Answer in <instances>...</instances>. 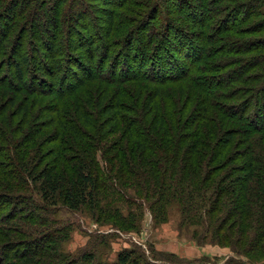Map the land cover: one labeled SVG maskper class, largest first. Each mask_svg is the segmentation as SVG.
Returning <instances> with one entry per match:
<instances>
[{
	"label": "trees",
	"instance_id": "16d2710c",
	"mask_svg": "<svg viewBox=\"0 0 264 264\" xmlns=\"http://www.w3.org/2000/svg\"><path fill=\"white\" fill-rule=\"evenodd\" d=\"M13 1L5 8L9 12L7 16L8 26L0 33V50L7 47L6 45L9 43L14 44V50L22 49V41L16 42L12 33L15 28H21L23 24L28 27L32 26L39 10L43 11L40 14L43 18L42 26L52 23L51 14L55 20L62 19L66 13L71 15L72 9L76 8L78 19L73 22L72 19L65 16L63 20L66 36L63 37L62 32H58L60 38L63 39L64 46L67 45L73 52L85 53L82 60L76 57L74 53L69 55L70 63L74 67V74L79 69L89 72L95 68L97 73L87 74L85 77L87 81L105 78L106 80H113L110 83L115 82L117 85L129 81L135 82V80L147 81L150 84L155 81L154 88L145 94L142 110L139 113H137L134 105L120 100V96L125 97V93H127L125 88L121 87L112 95L109 94L107 87L100 91L97 96L96 107L101 108L102 113L99 116L104 120L98 128L92 124L94 121L97 122L93 117V108L90 107L93 105L92 100L86 98V110L80 102H75L74 117L87 129L95 131V133L98 132L90 141V147L85 146L84 149L82 146L78 147V142L84 138L89 139L86 138L88 135L81 133L76 124L67 123L62 126L66 127L70 133L67 134L68 137H64L63 133L58 130L51 140L58 143L49 155L55 157L54 161L52 159L38 173H35L36 169H39L37 166L33 169L27 168L24 163L21 164L27 173V177L31 178L35 186L39 182L37 192L44 203L56 206L60 201L70 211H79L88 206L93 211H97L101 218L118 220L121 225L126 224L133 229L134 222L138 218L137 214L134 215L130 208L125 216L118 208L102 207L99 196L101 187L103 189L108 188L116 194L121 193L119 189L127 194L128 188H131L130 190L137 193L134 194L135 197H143L148 203L150 201L151 206L164 203L168 192L172 190V194H178L183 203L182 215L186 221L193 217L208 216L216 224V231L213 230L215 236L233 217H236L237 221H241L243 224L246 221H251L257 224L258 229L252 239L250 238L253 241L249 242L247 249L253 251L264 244V186L261 184V180L264 181V94H262L264 86L255 90L253 92L255 98L249 100L241 99V92L230 89L237 83L254 82L256 73H261V84L264 83V0H190L191 2L181 0V14L185 15L184 12L186 13L191 23L190 30H184L182 27L177 29V26L172 24L166 25L162 33L156 32L152 20L157 17L160 8L163 12V10L167 11L169 6H167L168 4L165 6L162 0H157L159 1V9L158 4L155 6V3V7L147 14L148 20L134 26L133 30L129 31V47L121 56L112 59L113 62H110L105 73H102V67H105L110 58L109 52L112 46L95 43L87 22L90 18L92 22L91 6H87L84 0ZM21 1L24 4L20 5L18 10L10 12V9ZM97 1L99 2V0H92L95 3ZM113 2V0H104L103 2L105 6L111 7L108 10L112 11L105 14V20L99 21V24L102 23V32L105 38L110 36L117 27L115 17L123 20L118 11H121L125 5H136L132 0ZM67 3L70 6L66 8ZM142 5H137V7ZM151 12L152 15L149 16ZM172 12L178 13L180 10L172 8ZM193 17H195V21L192 22ZM255 18L258 20L253 21ZM67 22L70 23L69 29ZM54 25L58 26L55 23ZM46 30L48 32V27H43V32ZM171 32L174 39L181 41V48L177 51L174 50L179 56L169 52H161L156 59L150 57V63H147L146 68L143 65L139 66L140 73H137L133 66L135 54H131V51L135 47L134 50L140 52L141 58L148 59L147 52L149 49L144 48L141 51L136 45L133 46V40H138L140 37V43H142L145 38L144 45L147 47L150 43L155 42L156 37L167 41ZM216 41L220 42L218 46L213 45ZM57 42L56 38H51V40L49 37L41 38L47 64L42 56L38 55L33 59L35 53H32L29 58L21 55L19 62H16L15 59L11 60L16 64L15 77L19 83H23V90L27 82L23 81L25 74L22 71V65L27 63L30 58L33 59L34 69L42 76L51 73L54 82L57 83L55 79L59 80L58 78H60V83L67 81L69 74L63 73L66 72L65 65L61 64L58 59V55H64V52L63 49H57L59 47ZM30 48L32 50V47ZM191 53H195L197 58L191 60ZM203 58L207 61L212 59V64L209 65L207 62L206 68L197 67V63ZM39 60H45L44 64L40 63ZM120 63L122 64L119 68ZM169 65L171 68H168ZM232 67L234 68L231 69ZM116 68L121 71L119 77L111 75ZM253 70H257V72H252ZM130 71L131 73H128ZM211 72L221 74L219 80L215 81L212 86L207 85L205 81L213 78L202 76L196 80L194 77V74ZM61 73L65 75L62 81L61 77L57 76ZM250 73L255 74L247 76ZM105 74L109 75L105 76ZM224 74L227 75L223 76ZM182 81H187L188 84ZM172 83H178L179 86L169 85ZM193 83L195 85L197 83V85L193 86ZM48 84L51 87V83ZM192 86L198 87L205 94V97L199 100L200 111L196 115L187 112L191 105L192 96L187 99L188 101L181 103L186 89L190 88L191 95H194ZM30 89L28 86L26 87L27 92L32 91ZM41 89L42 86H40ZM40 90L39 93H41ZM257 91L260 92L256 95ZM31 93L37 92L33 90ZM141 97L143 94L139 91V99ZM159 97H168L174 103V107L168 112V115H171L169 121L165 115L160 113ZM260 97L262 100L257 99ZM233 100H238V102L230 105ZM165 102H163V109L167 108L166 103L168 104V102ZM55 107L58 109V106L53 108ZM252 108L253 112H251ZM22 110L20 109L19 112ZM215 116L218 122H214ZM54 119L56 118L50 117L52 121L46 122L49 124L44 127L52 125ZM166 122L169 124L168 127ZM3 129L0 127L1 134H3ZM251 132L262 133V135L254 137ZM39 133H41L40 130L32 132L26 143L31 142L33 137ZM237 133L242 137L239 139L244 145L241 162L234 167L232 172H227L228 174L225 175L223 181L219 180L217 189L209 190L210 175L219 169L225 170L230 164L229 161L232 160L225 158V152L229 145L236 140L234 135ZM214 135L217 136V142L215 149L210 154L208 153L209 147L205 144L207 141L205 138ZM115 137L121 143L131 141L133 144L128 153L121 152V158H118L119 153L116 152L115 155L111 156L110 152L116 151V149L107 148L104 142ZM68 140H71L72 143H69ZM183 145L185 146L184 150L182 149ZM3 151L4 148L0 150V152ZM99 158L105 162L102 164L103 171L100 169L101 165L99 166ZM2 173L0 168V175ZM101 177H103L102 183L100 182L102 181ZM228 180H231L230 183L223 184ZM125 186L128 188L125 189ZM222 196L225 197L224 218L223 216L219 218V216H214V213L219 208ZM129 201L131 202V199ZM133 204L135 205V201ZM133 204L131 203V205ZM31 206L34 207L33 204ZM33 210L34 212L38 210L36 213H40L45 208L42 205H37ZM34 217H37L34 221L39 223L41 227L49 221L48 218L39 214ZM229 227L232 228L231 224ZM43 235V239L47 237V242L51 243L52 235L55 233ZM218 236L220 237V235ZM46 247L43 245L34 252L40 254V251H44ZM81 261L94 264L96 258L92 254H83ZM117 264H139L137 253L133 250L119 252Z\"/></svg>",
	"mask_w": 264,
	"mask_h": 264
},
{
	"label": "rangeland",
	"instance_id": "374dc122",
	"mask_svg": "<svg viewBox=\"0 0 264 264\" xmlns=\"http://www.w3.org/2000/svg\"><path fill=\"white\" fill-rule=\"evenodd\" d=\"M113 1V3H117V0ZM132 1L136 5H125L121 8V11H118L123 20L116 16L115 24H117V27L110 36L105 38L102 32V23L99 24V21L105 20L104 16L106 13L112 12L108 10L111 7L105 6L104 0H99L96 3L92 2V0H84L87 6H91L90 14L92 22L90 21L91 18L87 22L95 43L98 45L101 43L110 44L112 46L109 52L110 58L105 67H102V73H105L106 69L109 68L110 62H113V58L121 56L129 47V31H132L134 26L148 20V12L152 11V8L157 6V4L159 9V1L157 0ZM185 1L191 2L190 0ZM12 2L14 1L0 0V33L4 28L7 29V16L9 12L5 8ZM162 2L165 6L168 4L167 6L169 7L167 11L163 10V12L160 8L157 17L152 20L156 32L162 33L166 25L172 24L177 26V29H181L182 27L184 30H190L189 26L191 23L186 13L184 12L185 15L181 14V0H162ZM155 3L156 5L154 6ZM23 4V1L15 4V7L11 8L10 12L18 10L20 5ZM140 4L143 5L137 7ZM173 5L175 7H172ZM69 6L67 3L66 8ZM172 8H177L180 12L173 13ZM42 12L39 10L36 13L37 18L33 20L32 26L28 27L23 24L21 28L17 27L13 31L12 35L15 36V41H22L21 50H14L13 43L7 44V47H5L7 49L0 50V127L4 128L3 134L0 132V150L4 148V151L0 152V168L3 172L0 175V264H67V262H70V264H91L81 261L83 254H92L96 258V263L94 264H117V255L123 250H133L136 252L139 264H264V244L253 251L247 249V245L253 241L251 239L258 229L257 224L251 221H246L243 224L241 221H237L236 217H233L215 236L216 224L208 216L193 217L189 221L183 219V203L178 194H172V190L168 192L164 203L151 206L150 201L148 203L143 197H135L137 193L126 186L124 188H128L127 194L123 193L122 189H119L121 193L116 194L108 188L103 189L101 187L99 196L102 207L118 208L125 216L128 214L130 208L134 215L137 214L138 218L134 222L135 226L133 229L129 228L126 224L121 225L118 220L105 218L104 220L99 216L97 211H93L88 206L83 207L79 211H70L60 201H58L56 206L43 202L37 192L39 182L35 186L31 178L27 177V173L21 164L24 163V166L33 169L37 166L39 169H36L35 173H38L52 159L54 161L55 157L49 155L58 143L51 140H53V135L58 130L63 133L64 137H68L67 134L70 133H68L66 127L62 126L67 123L76 124L80 128L81 133L88 135L86 138L89 139L84 138V140L78 142V147L82 146L83 149L85 146L90 147V141L94 139L98 132L96 134L95 131L87 129L74 117L75 102H80L86 110V98L88 97L92 100L93 105L90 107L93 108V117L97 120V122L94 121L92 124H95L98 128L104 120L99 116L102 113L101 108L96 107V100L100 91H103L107 87L109 94L112 95L113 92H116L121 87L125 88L127 93H125V97L120 96V100L134 105L137 113H139L145 100L144 96L154 88L155 85L153 84L155 81L153 84H150L147 81L135 80V82L129 81L120 85H117L115 82L110 83L113 80H106L105 78H95L87 81L85 78L87 74L91 72L97 73L95 68H92L89 72L79 69L74 74V67L70 63L71 58L69 55L74 53L76 57L82 60L85 53L73 52L67 45L64 46L62 43L63 39L60 38L58 32L61 31L63 37L66 36L63 20L65 16L72 19L73 22L78 19L76 8L72 9L73 13L71 15L66 13L62 19L55 20L52 17L53 14H51L52 23L41 26L43 18L40 14ZM150 15H152V12ZM194 18L192 22L195 21ZM256 20L258 18L253 19V21ZM81 22H84V20H81ZM54 23L58 24V26H55ZM67 23V28L69 29L70 23ZM43 27H48V32L47 30L43 32ZM43 37H49V40L56 38L59 46L57 49H63L64 55H58V59L61 64L65 65L66 72H62L65 75L69 74L66 82L60 83V78H58L59 80L55 79L56 83L51 73L47 76H42L34 69L33 59L38 55L45 58L46 61H44L46 64L48 63L46 53L41 44V38ZM167 41L156 37L154 43H150L145 47V38L142 43H140V37L138 40H133V46L136 45L141 51L144 48L149 49L147 52L148 59L141 58L140 52L134 50L135 47L131 51V54H135L133 66L136 68L137 73H140L139 66L143 65L146 68L147 63H150V57L156 59L161 52H169L175 56H179L175 51L181 48V41L174 39L172 32ZM219 43V41H216L213 45L218 46ZM8 46H10V49H8ZM30 47H32V50ZM34 48H36V51ZM32 53H35L32 57L33 59H28V62L22 65V71L25 74L23 81L27 82L23 90V83H19L15 77L16 64L12 61L15 59L16 62H19L21 55L29 58ZM190 57L191 60L197 58L195 53H191ZM39 61L44 64V61ZM207 62L211 65L213 61L212 59L207 61V59L203 58L197 63V67L206 68ZM121 64H119V68ZM168 68H171V66L169 65ZM252 72H257V70H253ZM63 73H61L63 76L57 75L61 77V81L65 76ZM128 73H131V71ZM109 74H105V76ZM120 74L121 71L116 68L115 72L111 75L119 77ZM253 74L255 73L247 74V76H252ZM225 75L227 74L223 76ZM260 75L261 73H256V77L253 79L254 82L237 83L231 86L230 89L241 92V99L243 100L253 99L255 98L253 92L264 86V83L261 84L262 78ZM202 76L213 78L205 81L207 85L212 86L215 81L219 80L218 78L221 77V74L215 72L194 74L196 80ZM182 82L188 84L187 81ZM48 83H51V87L48 86ZM169 85L173 87L179 86L178 83ZM196 85L193 83V86ZM27 86L31 88L30 90H35L37 93L32 94V91L27 92ZM40 86H42L41 90ZM193 86L194 95H191L190 88L186 89L181 103L188 101L187 99L192 96L191 105L187 112L196 115L200 111L198 107L199 100H202L205 94L201 89ZM39 90L41 93L38 92ZM139 91L143 94V97L140 99ZM259 92L257 91L256 95ZM262 94H264V91ZM257 99L262 100L261 97ZM158 100L160 113L168 118L167 121L171 120V115L169 116L168 112L174 107V103L168 97H159ZM164 101L168 102V104L165 102L167 105L165 109H163ZM12 102L13 105H11ZM237 102L238 100H233L230 105ZM258 102L256 101V104ZM54 106H58V109L57 107L53 108ZM20 109H23L22 112H19ZM251 112H253V108ZM50 117L56 119H54L52 125L44 127L49 124L46 122L52 121ZM213 120L214 122H218L216 116ZM229 122L233 124V122ZM224 124L226 123L224 122ZM166 126H169L167 122ZM20 130L21 132L18 133ZM35 130H40L41 133L35 135L31 142L26 143L27 138ZM251 134L254 137L262 135V133L258 132H251ZM234 136H236V140L229 145L225 152V158L232 160L229 161L230 164L225 170L219 169L210 175L209 190L217 189L219 180L223 181L225 175L229 173L228 171L232 172L234 167L241 162L244 145L239 138L242 137L239 136V133ZM205 139L207 140L205 144L209 147L208 153L211 154L212 150L215 149L217 136L214 135ZM188 140L190 141L191 139ZM68 141L72 143L71 140ZM104 142L107 148L113 147L116 149V151L114 150L110 153L111 156L119 153L118 158H121V152L128 153L130 146H133L131 141V143L125 141L121 143L116 137ZM82 148L81 150H83ZM182 149H185L184 145ZM99 163V166L101 165L100 169L103 171L102 164L105 163L104 160L99 158ZM101 178L102 181L100 182L102 183L103 177ZM230 181L228 180L223 184L230 183ZM261 182L264 186V181L261 180ZM151 198L149 199L152 200ZM129 199H131V202ZM133 201H135V205ZM224 202L225 197L222 196L219 208L217 212L215 211L214 216H219V218L223 216L224 218ZM32 204L34 207L42 205L45 210L36 213L38 210L34 212ZM138 205L139 207L137 208ZM37 214L49 219L45 226L41 227L39 223L34 221L37 218L34 216ZM230 224L232 228L229 227ZM50 233H55V235H52V242L48 243V238L45 237L43 239L42 236H44L43 234ZM43 245L47 246L44 251H40V254L34 252V250H39Z\"/></svg>",
	"mask_w": 264,
	"mask_h": 264
}]
</instances>
